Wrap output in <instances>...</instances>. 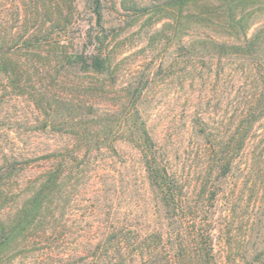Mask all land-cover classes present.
Returning a JSON list of instances; mask_svg holds the SVG:
<instances>
[{"label": "rangeland", "instance_id": "374dc122", "mask_svg": "<svg viewBox=\"0 0 264 264\" xmlns=\"http://www.w3.org/2000/svg\"><path fill=\"white\" fill-rule=\"evenodd\" d=\"M169 1L101 0L107 34L102 40L93 0H0L1 17L11 19L16 12L11 21L15 30L41 29L45 35L40 47L17 53L30 66L32 82L23 81L17 88L8 76L0 75V178L6 182L14 176L12 181L19 182L11 186L24 191L20 205L29 195V180L53 162L47 156L72 149L70 134L44 128L46 97L71 99L87 109L94 105L100 114L136 105L187 201L205 207L207 214L200 218L214 229L218 263L264 264V112L233 159L232 169L223 174L213 156L204 155L211 138L194 122L203 117L216 128L223 120L230 136L239 124V102L255 89L251 91L250 79L236 73L238 62L220 56L224 50L213 45V40L237 42L227 29L212 24L215 0H206L207 8L192 7V14L202 12L205 20L190 16L180 28L179 9ZM246 12L251 37L264 28V0H256ZM61 13L67 23L59 20ZM58 42L69 51L110 58L112 73L95 76L57 65ZM96 82L104 89L96 88L95 98H89L92 89L87 87ZM136 95L140 97L135 99ZM116 139V151H94L86 162L81 157L72 160L67 177L73 216L66 240L61 245L44 241L27 247L14 264H79L89 242L100 237L99 222L116 221L119 215L142 220L152 214L155 222L161 221L164 211L146 181L140 155L128 138ZM9 212L3 210L0 216Z\"/></svg>", "mask_w": 264, "mask_h": 264}, {"label": "trees", "instance_id": "16d2710c", "mask_svg": "<svg viewBox=\"0 0 264 264\" xmlns=\"http://www.w3.org/2000/svg\"><path fill=\"white\" fill-rule=\"evenodd\" d=\"M205 1H169L168 5L179 9V28L183 21H190V16L199 20L206 19L202 12L192 14V7L202 5L207 8ZM215 2L212 24L217 28L227 29L230 38L237 42L217 43V40H213V45L224 50L220 56L238 62L236 73L250 79V89H255V92L252 91L251 95L239 102L236 115L239 124L234 131H230V136H227L229 131H225L222 126L223 120L216 128L209 127V121L203 117H196L194 122L205 137L211 138L210 144L203 150L204 155H212L216 167L227 174L232 169L233 159L244 148L250 130L264 112V89L258 94L259 89L264 88V28L248 37L251 20L246 9L249 5L256 4V0ZM93 6L96 26L103 35L102 40H105L107 34L103 26L101 0H93ZM15 14L13 11L11 19L1 17L0 14V75L8 76L11 84L18 88L23 81L32 82L33 73L17 53L23 49L29 51L40 47L45 35L41 29L33 32L28 27L24 31L15 30L11 26V21L16 20ZM68 14L70 16L71 12ZM207 16L211 20L210 13ZM58 18L67 23L62 13ZM181 39L180 37V41ZM56 45L60 49L57 65L95 76L112 73L110 58L101 54L86 55L69 51L60 42ZM261 80L262 84L259 83ZM83 84L80 83V86ZM104 86L99 82L90 84L87 87L92 89L89 98H95L96 88L100 90ZM133 97L138 99L140 95ZM45 101L44 128L70 134L74 144L67 154L47 156L53 162L38 177L29 180L26 187L29 195L20 205L18 199L24 191H16L11 186L13 182L16 185L19 182L16 179L12 181L14 176H10L6 182L3 177L0 178V213L6 209L10 211L5 217L0 216V264H14L21 250L27 247L37 246L44 241L61 245L66 240L67 228L72 219L70 217L73 216L69 212L72 185L69 186L67 176L71 170L70 165L80 157L86 162L94 151H116V137L119 135L128 138L140 155L146 181L164 214L158 223L155 222V214L142 220L131 221L119 215L116 221L99 222L96 232L100 237L95 238L97 241L92 239L89 242L86 257L79 264H219L214 253V229L200 218L201 214H207L205 207L200 208L187 201L183 186L165 163L163 153L136 105H126L122 110L110 109L108 113L100 114L94 105L87 109L85 105H77L71 99L51 96L46 97ZM207 190L209 187L205 184V191ZM101 192L104 193L103 187ZM63 259L66 258L63 256Z\"/></svg>", "mask_w": 264, "mask_h": 264}]
</instances>
